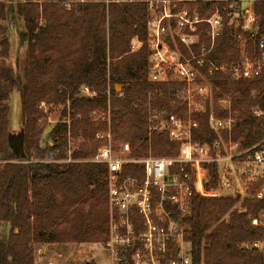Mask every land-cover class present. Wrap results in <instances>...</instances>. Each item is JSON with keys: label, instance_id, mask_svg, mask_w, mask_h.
<instances>
[{"label": "trees", "instance_id": "obj_1", "mask_svg": "<svg viewBox=\"0 0 264 264\" xmlns=\"http://www.w3.org/2000/svg\"><path fill=\"white\" fill-rule=\"evenodd\" d=\"M209 5L206 0L193 4L204 17L212 13ZM256 10L264 28V1L257 2ZM147 17L146 4L137 3L109 8L84 4L71 10L61 1L0 3V58L11 59L10 63L0 59V161H5L0 164V264H36L35 245L39 243L108 240L106 167L79 160L93 157L105 144L106 140L97 138L98 132L111 131L113 142L129 143L137 158L179 155L181 143L171 141L167 133L150 135L156 112L183 114L185 106L179 97L183 83L150 81L147 43L131 52L135 37L147 40ZM247 49L253 55V43ZM213 57L221 64L235 63L241 57V44L228 26ZM211 78L215 99L233 98L237 123L232 139L243 147L259 143L264 138V119L256 117L254 109L264 110V72L254 79H232L224 73ZM117 85L122 86L120 92ZM85 86L98 95L83 96ZM14 91L21 95L22 156L11 123L9 101ZM42 102L70 104L69 114L64 111L70 123L60 122L48 134L53 146L43 142ZM95 109L110 111L111 123L94 122ZM211 110L208 107L197 114L200 123L193 136L201 144L220 137L211 128ZM216 111L219 116L229 115L228 110ZM69 135L88 141L74 153L75 161H46L67 158ZM221 135L229 138L227 131ZM123 176L144 178L145 172L141 165L131 163L125 165ZM219 180L218 164H210L207 188L217 189ZM260 188L259 182L253 183L245 198L195 197L191 213L184 218L194 264H264V223H255L264 212V200L257 198ZM5 224L8 233L1 231Z\"/></svg>", "mask_w": 264, "mask_h": 264}, {"label": "built area", "instance_id": "obj_2", "mask_svg": "<svg viewBox=\"0 0 264 264\" xmlns=\"http://www.w3.org/2000/svg\"><path fill=\"white\" fill-rule=\"evenodd\" d=\"M61 1L66 9L77 5L137 3L147 6V40L135 37L131 52L148 45L149 79L152 82H179L184 87L179 97L185 112L179 114L160 110L153 115V131L167 133L169 139L180 142L177 156L134 157L129 143L116 148L111 131H100L97 138L106 140L91 161L106 167L109 198V238L103 242L110 252L109 264H194L193 249L187 239L184 218L193 209L195 197H222L232 187L231 177L222 174V162L239 160L243 163L241 180L249 188L261 184L257 198L264 200V138L250 147L232 139L237 123L232 100L225 96L214 102L215 85L212 76L224 73L232 79H254L264 72V28L261 27L256 4L264 0H206L212 13L204 17L197 0H50ZM44 0H0V3L26 4ZM232 29L241 44V57L235 63L221 64L213 53L225 27ZM207 36V40L203 39ZM253 43V55L247 45ZM88 97L98 92L83 87ZM229 103L227 105L226 103ZM211 107V128L220 134L214 143L201 144L194 140L199 127L197 114ZM217 109L228 110L219 116ZM95 121L111 123L110 111H92ZM254 115L264 119V110L254 109ZM223 131L229 133L225 139ZM229 151L226 155L223 151ZM72 161V159H70ZM5 161H0V164ZM139 164L144 178L123 176L127 164ZM218 164L219 186L208 189V166ZM250 189V188H249ZM264 223L263 219L255 223ZM262 247V243H255Z\"/></svg>", "mask_w": 264, "mask_h": 264}, {"label": "rangeland", "instance_id": "obj_3", "mask_svg": "<svg viewBox=\"0 0 264 264\" xmlns=\"http://www.w3.org/2000/svg\"><path fill=\"white\" fill-rule=\"evenodd\" d=\"M15 44L16 42L13 44V46ZM1 48L2 46H0V50ZM22 53H23L22 55L25 56L26 50L24 49ZM12 56L14 57L15 53L12 54ZM0 59L5 60L7 63L11 62L10 58L4 56H2ZM121 90H122V86H120V91ZM82 95L86 96L83 89H82ZM213 95L215 97V93ZM227 99L229 101L230 100L233 101L232 97H227ZM215 101L216 99L214 98V102ZM9 103L11 106L12 128L14 130L15 136L20 137V127H21L20 125H21V115H22V104H21L20 93L14 91L11 95ZM226 104L229 105L228 102ZM40 107L44 112V116L40 120V124L44 129L43 142L49 143L51 146H53L54 141L48 138L49 136L48 134L50 133L51 129H53V127H55L58 123L65 121L70 123V121L67 120L68 116H64L65 109L68 111L69 114L70 104L68 102L67 106H65L63 104L62 105L47 104L46 102H42ZM92 119L96 123L101 122V121H95L93 115H92ZM86 142L88 141L82 137H79L77 139V138H72L69 135V143L68 146H66L65 148L67 158L53 160L52 157H49L46 161H57L59 163L74 162L75 161L74 153L78 151L81 148L82 144ZM114 145L117 146L118 148L121 147L120 143H116V144L114 143ZM227 152L229 151L224 150L223 154L226 155ZM93 157L87 159H92ZM70 159H72V161H70ZM87 159H79V160L86 161ZM242 171H243V163H241L239 160H233V161L229 160L226 162L225 161L222 162V174L231 177L233 180L232 187L225 189L222 196L238 197V194L241 193V196L238 198H245L250 195V189H249L250 187L248 188L241 180ZM260 219L264 220V212L261 214ZM8 229L9 227L7 226V224H5V226L2 227L1 231H7L6 233H8ZM38 246L39 245L37 244L35 245V252ZM110 261H111L110 252L107 249H105L103 243L100 242L82 243V244L44 243L43 256L42 259L39 261V264H109Z\"/></svg>", "mask_w": 264, "mask_h": 264}, {"label": "water", "instance_id": "obj_4", "mask_svg": "<svg viewBox=\"0 0 264 264\" xmlns=\"http://www.w3.org/2000/svg\"><path fill=\"white\" fill-rule=\"evenodd\" d=\"M120 91V85H117V92ZM14 143L17 146V149L19 150V156H22L23 150H24V139L23 137H14ZM241 196V193L238 194V197Z\"/></svg>", "mask_w": 264, "mask_h": 264}, {"label": "crops", "instance_id": "obj_5", "mask_svg": "<svg viewBox=\"0 0 264 264\" xmlns=\"http://www.w3.org/2000/svg\"><path fill=\"white\" fill-rule=\"evenodd\" d=\"M39 245L37 250H36V259H35V263L36 264H39V261L42 259V256H43V250H44V243H39L37 244Z\"/></svg>", "mask_w": 264, "mask_h": 264}]
</instances>
